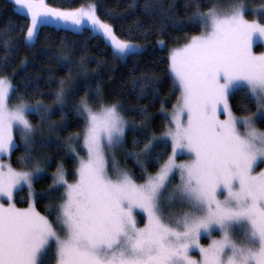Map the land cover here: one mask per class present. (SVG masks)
<instances>
[{"label": "snow or ice", "instance_id": "6c2138e0", "mask_svg": "<svg viewBox=\"0 0 264 264\" xmlns=\"http://www.w3.org/2000/svg\"><path fill=\"white\" fill-rule=\"evenodd\" d=\"M14 3L30 20L24 33L29 43L39 38L42 27L59 24L102 39L117 60L142 50L120 38L113 24L97 14L96 5L61 10L45 0ZM245 7L243 0L227 10L213 7L202 12L197 6L189 17L202 31L169 52L176 103L165 116L166 130L146 137L140 152L131 154L143 167V158L159 144L171 146L156 174L146 173L143 183L114 161L109 163L110 150L125 144L130 126L122 102H103L97 88L75 104L84 121V155L70 147L76 159L73 182L57 166L48 193H62L56 207L49 206L44 214L37 210L33 188L44 177L48 160L34 155L36 128L27 118L29 112H40L41 102L30 106L21 98L16 107H9L13 84L0 77V154L12 153L17 130L24 144L19 170L0 162V201H7L0 202V264H48L50 253L55 264H264V170L255 171L264 163V131L256 126L258 119L264 120V54L253 50L257 39L264 41V23L246 19ZM136 28L144 32L142 26ZM158 43L164 46V41ZM152 79L142 76L133 89L145 95ZM237 90L253 98L255 112L242 117L233 113L229 96ZM65 95L61 81L54 100L61 109ZM92 96L95 103L89 100ZM80 135L76 134L77 142ZM177 175L179 183L170 199L184 211L173 223L165 219L161 196ZM22 186L29 193L27 208L14 203ZM138 213L143 214L142 227ZM214 231L220 238L202 246V234L211 237ZM194 250L199 259H193Z\"/></svg>", "mask_w": 264, "mask_h": 264}, {"label": "trees", "instance_id": "16d2710c", "mask_svg": "<svg viewBox=\"0 0 264 264\" xmlns=\"http://www.w3.org/2000/svg\"><path fill=\"white\" fill-rule=\"evenodd\" d=\"M230 2L237 3L238 0H45L49 7L66 10L89 3L96 5L97 14L113 24L120 38L130 39L141 46L138 55L121 61L113 58L111 48L102 39L93 38L83 29L73 31L49 24L39 30V38L34 42L25 41L24 33L30 23L25 9L12 0H0V77L8 76L13 84L9 102L18 104L21 98L27 104L41 102L39 113L27 114L36 128L34 155L48 160L44 177L33 188L37 194L38 211L44 214L49 206L55 208L59 203L62 189L51 193L48 189L52 185V174L60 163L69 181L74 180L76 160L68 153L69 137L81 133L84 123L74 106L86 93L95 92L97 88L103 102H122V112L129 121L126 142L121 147L126 153L122 159L124 167L138 183H143L146 173L158 170L161 158L167 159L171 152L170 144H159L150 157L143 158V167L131 154L140 152L147 142L146 137H158L166 130L167 120L163 111L176 103L168 72L169 50L186 43V37L202 31L189 22L197 6L199 11L206 12ZM260 2L243 0L246 14L250 15L249 9ZM260 21L264 23V19ZM137 25L142 26L144 32L137 31ZM161 40L164 41L163 47L158 43ZM144 75L154 79L146 94L141 96L138 89H133V82H139ZM61 81L66 94L62 109L54 103ZM89 100L96 102L94 96ZM229 105L238 116L248 115L256 109L253 98L243 90L229 96ZM41 115L48 118L42 120ZM132 125L136 126L135 131ZM14 140L9 163L19 170L21 165L18 161L24 155V144L18 131L14 133ZM41 166L44 167L43 164ZM177 181L176 176L169 185ZM42 192L45 195L40 196ZM14 203L18 207L29 204L26 187L16 191ZM138 217L140 223L142 217ZM46 260L48 264L53 263L51 253Z\"/></svg>", "mask_w": 264, "mask_h": 264}, {"label": "rangeland", "instance_id": "374dc122", "mask_svg": "<svg viewBox=\"0 0 264 264\" xmlns=\"http://www.w3.org/2000/svg\"><path fill=\"white\" fill-rule=\"evenodd\" d=\"M12 1L14 2V0H12ZM233 4H235V3L230 2V3H226V4L222 5V6L220 5V6L216 7V8H219V9H222V10H227ZM90 5H93V4H91V3L85 4V5H83V6L79 7V8H87ZM15 9H17L19 11H23V10L17 8V7H15ZM61 10H66V9H61ZM71 10H75V9H71ZM249 10H250V13L251 14L250 15H247L246 14L247 8L245 7V16H246V19H248L249 21H251V20H257V21L261 22L260 19H264V0H261V2L258 5H255V7H253V8L251 7ZM51 25L58 26V27H63V28H68V29H71L73 31H80L81 30V29H76V28H74L72 26H64V25H59V24H51ZM199 34H201V32ZM199 34H193V35H199ZM182 45L176 46L174 48L180 47ZM171 49H173V48H171ZM170 50H169V52H170ZM253 50H254L255 54H257V55L264 54V41H261V40L257 39L254 42ZM2 77L10 80V78L8 76H2ZM18 104H13V103H10L9 102V107H13L14 108ZM29 105L30 106H35L36 104H29ZM171 110H172V108L169 109V110H167V111L164 110L163 112L165 113V116L168 113H170ZM255 111H256V109H255ZM236 116L237 117H242V116H238V115H236ZM27 118H28V116H27ZM224 118L225 117L223 115H221V119H224ZM256 126H257L258 130L264 131V120L258 119L256 121ZM80 134L81 135H80L79 142H77V140H76V133H75L72 136V139L68 143V147H69L68 153L71 154L73 157H74V155L70 152V147H77L78 149H81V155H84V152L82 151V149H83L82 132ZM125 154L126 153L123 151V149L121 147L115 149L114 151L113 150H110L109 163L111 164L114 161L119 169L127 170L124 167L123 163H122V159H123V156ZM9 155L10 154H0V162H2L4 164H9ZM184 159H187V157H184ZM60 166L63 167L62 163H60ZM63 169H64V167H63ZM262 170H264V163H258V166L256 167L255 171L256 172H260ZM64 171H65V169H64ZM55 172H56V170H55ZM156 172L151 173L150 175H155ZM53 174H52V184H53ZM177 179H178V181L176 182V184L179 183V176L178 175H177ZM70 182H73V181H70ZM176 184H174V185H169L168 184L167 188L162 192V196H161V205H162V207L164 209L165 219H166V221L171 220L173 223L175 222V219L177 217H179L182 214V212L184 211V209L182 208V206L180 205V203L178 201H173L172 199H170V197H171V195L173 193L174 186ZM22 187H24V186H22ZM0 202H4L5 205H7V201L6 200L0 201ZM15 206L17 208H27L28 207V205L26 207H18L16 204H15ZM138 214H137V221L139 223V217L138 216L142 217V219H143V214L142 213H138ZM139 226L142 227L143 226V223H139ZM219 238H220L219 232L218 231H214L211 237L207 236L206 234H202L201 241L200 242H201L202 246L207 247L211 243L212 240L219 239ZM236 238L238 240H240L242 237L238 233ZM52 256H53V254H52ZM193 259H199V253L196 250L193 251ZM52 264H55L54 256H53V263Z\"/></svg>", "mask_w": 264, "mask_h": 264}]
</instances>
